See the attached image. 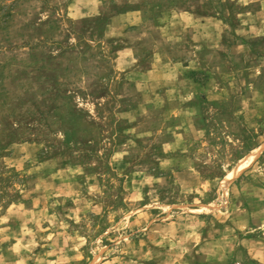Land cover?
<instances>
[{"label":"rangeland","instance_id":"374dc122","mask_svg":"<svg viewBox=\"0 0 264 264\" xmlns=\"http://www.w3.org/2000/svg\"><path fill=\"white\" fill-rule=\"evenodd\" d=\"M0 264H264V0H0Z\"/></svg>","mask_w":264,"mask_h":264},{"label":"bare ground","instance_id":"6f19581e","mask_svg":"<svg viewBox=\"0 0 264 264\" xmlns=\"http://www.w3.org/2000/svg\"><path fill=\"white\" fill-rule=\"evenodd\" d=\"M244 163H245V160H244ZM247 163V162H246Z\"/></svg>","mask_w":264,"mask_h":264}]
</instances>
